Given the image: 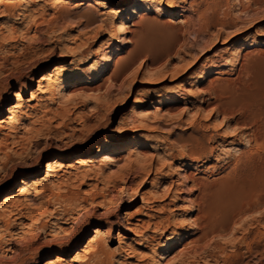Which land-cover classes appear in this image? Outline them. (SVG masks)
<instances>
[{"label": "rangeland", "instance_id": "rangeland-1", "mask_svg": "<svg viewBox=\"0 0 264 264\" xmlns=\"http://www.w3.org/2000/svg\"><path fill=\"white\" fill-rule=\"evenodd\" d=\"M132 1L0 2V121L19 106L0 126V264L72 263L95 229L108 264H166L173 225L187 234L168 259L193 248L199 234L187 226L203 190L237 186L233 209L245 212L264 202V0H157L162 12L126 16L118 29L115 10ZM45 75L53 92L40 88ZM106 141L128 144L81 165ZM24 178L42 181L27 192ZM255 210L189 263L264 264V206ZM210 211L199 222L207 229L227 214Z\"/></svg>", "mask_w": 264, "mask_h": 264}, {"label": "bare ground", "instance_id": "bare-ground-1", "mask_svg": "<svg viewBox=\"0 0 264 264\" xmlns=\"http://www.w3.org/2000/svg\"><path fill=\"white\" fill-rule=\"evenodd\" d=\"M2 0H0L1 2ZM157 0H133L132 2L128 3V4H125L119 8H117L115 10V15L117 17H123L122 19H120V21L118 22V29H122L124 28V23L127 19H124L126 18V16H130L128 19H132L133 16H142V15H145L146 13H150L151 11L153 12H158L161 10V4H158L156 2ZM55 2L57 3H60L61 0H55ZM98 2V1H97ZM162 12V11H160ZM166 12V11H165ZM165 14H170V16H174V14L172 13H168L166 12ZM94 66L96 67L97 64H94ZM62 67H58L56 70L59 71ZM77 73L81 72V73H85V69L83 68H80V69H77L76 71ZM85 76V75H83ZM51 78L52 76L50 75H45L42 79H40L41 81L39 82V85H40V88L41 87V84H46V86L48 87L49 89V92L50 91H54L57 89L58 87V83H51ZM81 77H78V76H75V77H72L71 79V82L73 84L75 83H78L79 82V79ZM71 83V84H72ZM51 84V85H50ZM45 86V87H46ZM46 87V88H47ZM16 97H20V96H16ZM19 108L18 107H15L13 108L10 113H9V116L3 120V121H0V126L2 127L4 124H6V122H11L14 117H15V112L16 110ZM223 111V110H222ZM246 122V121H245ZM8 124V123H7ZM262 128V127H261ZM223 132V131H222ZM255 132V131H254ZM262 134V133H261ZM228 135V134H227ZM223 136V135H222ZM255 136H258V135H255ZM261 136V135H260ZM263 136V135H262ZM231 137V136H230ZM251 138V137H249ZM253 138V137H252ZM256 138V137H254ZM231 139V138H230ZM258 140V138H257ZM223 141V140H222ZM251 141V140H250ZM248 142V144H250L251 142ZM224 143V142H223ZM255 144H257L258 142L257 141H254ZM126 144H128L127 142L126 143H120L118 144L115 148H111V146L109 145V142H105L101 145H99L97 147V149L92 153L90 154L89 156L85 157V158H80V162L82 163L81 165H84V166H91L93 164H95V162L97 160H105L106 157H107V154L109 151L113 150V149H116V150H121L123 149L124 146H126ZM221 147V146H220ZM206 150V149H205ZM227 151V150H226ZM181 152V151H180ZM215 151L213 148H209V153L210 154H213ZM182 154V153H181ZM217 154V153H216ZM221 157V156H220ZM78 160V159H77ZM150 160V163H153V159H149ZM239 162V161H238ZM59 165V160L57 159H54V160H50L46 163V177H51V175L54 174L55 172V169L56 167ZM68 167V166H67ZM258 168V167H257ZM262 168V167H261ZM264 169V168H263ZM263 169H259L257 171L256 169V173H264V170ZM59 171V170H58ZM157 172V171H156ZM253 174V173H252ZM255 174V173H254ZM251 175V174H250ZM262 175V174H261ZM252 177V176H251ZM250 177V178H251ZM232 178V177H231ZM257 178V177H255ZM259 179V178H258ZM252 180V179H251ZM256 180V179H255ZM40 181H42L41 179L39 178H24L22 181H21V185L23 186L24 190H26L27 192H30V191H33L39 184H40ZM191 181V180H190ZM248 181V180H247ZM226 182V181H225ZM230 182V181H229ZM253 182V181H252ZM251 182V183H252ZM223 183V182H222ZM221 183V184H222ZM233 183V182H232ZM243 183V182H242ZM224 184V183H223ZM227 186L229 184H227V182L225 183ZM235 184V183H234ZM194 185V183H193ZM220 185V184H219ZM225 185V186H226ZM241 185V184H240ZM223 186V187H225ZM239 186V185H238ZM197 187V186H196ZM219 187V186H217ZM232 188L226 190L225 192H220V191H217L218 189H212L211 187L203 190L202 192V195H203V198L204 201L203 202H198L197 203V208H196V215H195V219H194V222H193V225L191 226V223L188 227V229H194L195 231L198 232V237L195 239V240H191L190 242V245H194L193 248L190 250L187 249V246L183 247L180 251L177 252L176 255H174L172 258L168 259L169 255L172 254L173 251V248L177 245V246H181V244L184 242V237H185V234H187L185 232V229H184V224L181 223L180 226H176V225H173L172 227V231H171V237H167L165 239V241L162 242L161 244V255L159 256V260L158 261H164L166 264H171L173 263L175 260H178L179 259V264H188L189 263V259L193 260V258L196 256L197 254V249L198 248H201L202 246H204V244L206 245L207 244V241H209L211 235L215 236H224L225 234H227V232H229L232 228V226H234L237 222H238V219L240 218V216L243 214L244 215V212L245 211H241L240 209H233V206H234V203L236 201V199H238V189H236V187H233V184L232 186H230ZM187 188V187H186ZM222 188V186H221ZM228 188V187H226ZM239 188V187H238ZM256 188V187H255ZM179 189V188H177ZM223 189V188H222ZM225 189V188H224ZM241 189V187L239 188ZM171 190V189H170ZM187 190V189H186ZM245 191V190H244ZM257 191V190H255ZM240 192V190H239ZM23 193V191L21 189H18L16 193H13L11 195H8L6 196L4 199H3V202L1 204V206L3 207H6L8 204H10L11 202H13L15 199H17L18 197H20V195ZM170 193V192H169ZM187 194V193H186ZM218 194V196H217ZM210 197H216V198H219V200L221 201V203H213L210 204L211 202H207V198H210ZM215 198V199H216ZM256 198V197H255ZM191 201V200H190ZM199 201V200H198ZM238 201V200H237ZM236 201V203H237ZM185 202V201H184ZM189 202V201H188ZM226 202V203H224ZM262 202V203H261ZM260 203L257 202V204H253V206H251V208H249L246 212H250V211H253L255 209L258 210V208H260L261 206H264V202L261 201ZM208 203V204H207ZM246 203V202H245ZM193 204H196L195 202H193ZM210 205V206H209ZM247 205V204H246ZM191 206V205H190ZM239 207V206H238ZM210 208L211 210H213L212 212L216 211V212H220L221 214L224 212V213H227L226 216L223 217L222 220H219L216 219L219 223L217 225V227H215L216 223L213 224L215 226H213L214 228L212 229H207V228H211V227H207V228H204L202 227V225L204 224H199V222L202 220V217H203V220H204V216L202 215H205V214H208L210 213ZM247 208V206H246ZM207 209H209V212L206 211ZM186 210V209H185ZM223 211V212H222ZM256 211V210H255ZM208 212V213H207ZM245 212V213H246ZM258 212V211H257ZM249 214V213H248ZM225 215V214H224ZM247 215V214H246ZM218 217V216H217ZM242 217V216H241ZM219 218V217H218ZM213 219V217L211 218V220ZM207 220V219H206ZM210 220V219H209ZM242 220V219H241ZM167 222V225H170L168 219H166L165 221H162L161 224ZM205 222V221H204ZM206 223V222H205ZM210 223V222H209ZM133 225H129L130 228H128L129 231L133 232L135 231L136 229L134 227H132ZM140 226V225H139ZM149 223L148 222H143L140 226V228H146L148 229L149 228ZM154 226L156 227L157 224H154ZM165 226V225H164ZM194 226V227H193ZM205 226V225H204ZM137 227V226H136ZM157 228V227H156ZM139 229V228H138ZM166 231V230H165ZM194 231V232H195ZM94 233H95V236L92 240H90L87 244V246L85 247L84 250L76 253V256L73 258V259H69V261H72V263H67V264H102L103 261H105V259H109L110 257L113 256V253L112 252H109L108 250L105 249V240L102 239V234H101V230L100 229H95L94 230ZM185 233V234H184ZM80 234V233H79ZM184 234V235H183ZM175 236L178 237V239H175ZM143 241L142 242H145L146 244H149L151 242V240H153V237L152 236H143ZM209 238V239H208ZM214 239V238H213ZM139 243V242H138ZM137 243V244H138ZM209 243V242H208ZM53 246H56L58 247L59 249V252L62 253V254H65V252H67L66 250L68 249V244H64V243H54ZM147 246V245H146ZM95 248V249H93ZM94 250L93 254L88 257L87 254H89V252L91 250ZM32 254V253H31ZM203 256V255H202ZM181 258V259H180ZM168 259V260H166ZM60 258L58 257L57 260H54V259H49L46 264H62L60 261ZM63 260V259H61ZM65 260V259H64ZM110 260V259H109ZM12 264H22L21 262L17 263L15 262V260H12L11 261ZM104 264H108L105 263ZM109 264H112L109 262ZM139 264V263H138ZM190 264V263H189Z\"/></svg>", "mask_w": 264, "mask_h": 264}]
</instances>
